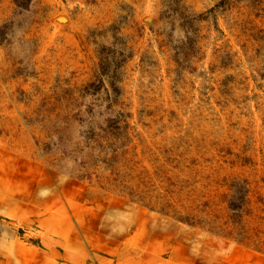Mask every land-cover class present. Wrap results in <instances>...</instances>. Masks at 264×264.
Returning <instances> with one entry per match:
<instances>
[{"label":"rangeland","instance_id":"rangeland-1","mask_svg":"<svg viewBox=\"0 0 264 264\" xmlns=\"http://www.w3.org/2000/svg\"><path fill=\"white\" fill-rule=\"evenodd\" d=\"M0 264H264V0H0Z\"/></svg>","mask_w":264,"mask_h":264}]
</instances>
